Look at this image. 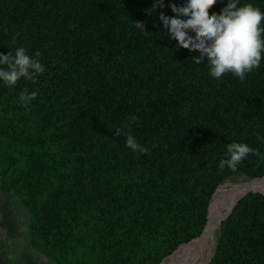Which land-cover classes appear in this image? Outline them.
<instances>
[{
  "label": "trees",
  "instance_id": "1",
  "mask_svg": "<svg viewBox=\"0 0 264 264\" xmlns=\"http://www.w3.org/2000/svg\"><path fill=\"white\" fill-rule=\"evenodd\" d=\"M186 2L0 0V53L24 47L45 69L35 83L0 80V185L29 212L30 245L51 264H158L204 233L227 178L264 176L251 154L219 168L233 142L264 156V53L243 83L211 77L159 20ZM249 3L264 12V0L238 7ZM25 89L37 92L27 105ZM132 116L124 131L147 154L115 135ZM207 264H264V194L236 202Z\"/></svg>",
  "mask_w": 264,
  "mask_h": 264
},
{
  "label": "clouds",
  "instance_id": "2",
  "mask_svg": "<svg viewBox=\"0 0 264 264\" xmlns=\"http://www.w3.org/2000/svg\"><path fill=\"white\" fill-rule=\"evenodd\" d=\"M217 0H187L184 6L170 4L174 17L160 14L159 20L170 34L171 39L177 42V46L190 52L198 51L199 56H193L196 64L204 63L205 58L211 77L220 79L225 74L231 73L243 83L247 74L260 67L262 53H264V12L252 4L238 7V0H227V5L219 14H209V8L216 4ZM164 0H154L153 10L163 8ZM179 17H184L181 19ZM134 26L141 31H146L144 24L134 21ZM189 32L195 35H189ZM16 43L15 37L12 44ZM24 47H17L6 55L0 53V80L8 87L16 85L19 79L36 82V77L43 74L45 69L42 64L29 55ZM39 57L40 52L36 51ZM37 96V92L23 90L19 95L22 104L27 105ZM137 117L132 116L123 128H117L115 135L126 137V147L134 152L147 154L149 149L140 145L131 135L125 132ZM255 155L264 159L257 149L251 148L246 143H230L226 146L225 159L219 162V168L227 167L232 171L247 158Z\"/></svg>",
  "mask_w": 264,
  "mask_h": 264
},
{
  "label": "bare ground",
  "instance_id": "3",
  "mask_svg": "<svg viewBox=\"0 0 264 264\" xmlns=\"http://www.w3.org/2000/svg\"><path fill=\"white\" fill-rule=\"evenodd\" d=\"M249 191L264 192V177L252 178L244 182L221 183L214 192L208 214L206 230L200 237L182 244L168 259L166 264H206L215 247V235L220 222L228 215L239 197ZM205 229V228H204Z\"/></svg>",
  "mask_w": 264,
  "mask_h": 264
},
{
  "label": "crops",
  "instance_id": "4",
  "mask_svg": "<svg viewBox=\"0 0 264 264\" xmlns=\"http://www.w3.org/2000/svg\"><path fill=\"white\" fill-rule=\"evenodd\" d=\"M27 209L0 185V264H51L30 245Z\"/></svg>",
  "mask_w": 264,
  "mask_h": 264
},
{
  "label": "rangeland",
  "instance_id": "5",
  "mask_svg": "<svg viewBox=\"0 0 264 264\" xmlns=\"http://www.w3.org/2000/svg\"><path fill=\"white\" fill-rule=\"evenodd\" d=\"M249 179H252V178H248V177H246L245 175H242V174H234V175L230 176L229 178H227L224 182H226V181H230V182H244V181H247ZM217 240H218V230H217L216 235H215V246H216ZM214 249H215V247H214Z\"/></svg>",
  "mask_w": 264,
  "mask_h": 264
},
{
  "label": "water",
  "instance_id": "6",
  "mask_svg": "<svg viewBox=\"0 0 264 264\" xmlns=\"http://www.w3.org/2000/svg\"><path fill=\"white\" fill-rule=\"evenodd\" d=\"M263 177H264V176H263ZM217 188H218V187H217ZM217 188H216V189H217ZM215 191H216V190H215ZM249 192H259V193L264 194V192H260V191H249ZM247 193H248V192H247ZM213 194H214V193H213ZM245 194H246V193H245ZM245 194H243L242 196H244ZM212 196H213V195H212ZM212 196H211V198H212ZM242 196H241V197H242ZM241 197H239L238 200H239ZM238 200H237V201H238ZM210 201H211V199H210ZM237 201H236V202H237ZM209 204H210V202H209ZM235 204H236V203H235ZM208 208H209V205H208ZM229 214H230V213H229ZM229 214H228V215H229ZM228 215H226V216L223 218V220H224ZM194 239H195V238H194ZM192 240H193V239H192ZM190 241H191V240H190ZM184 244H185V243H184ZM181 245H182V244H181ZM178 248H179V247H178ZM178 248H177V249H178ZM177 249H176V250H177ZM176 250H175V251H176ZM175 251H174L173 253H175ZM213 252H214V251H213ZM173 253H171L170 255H168L165 259H163V260H162L160 263H158V264H166V263H165V262H166V259H168ZM212 255H213V254H212ZM210 259H211V258H210ZM210 259H209V260H210ZM208 262H209V261H208ZM208 262H207V263H208ZM207 263H206V264H207Z\"/></svg>",
  "mask_w": 264,
  "mask_h": 264
}]
</instances>
